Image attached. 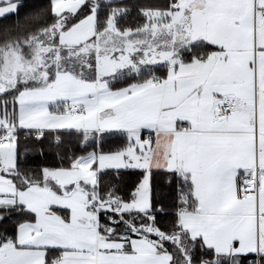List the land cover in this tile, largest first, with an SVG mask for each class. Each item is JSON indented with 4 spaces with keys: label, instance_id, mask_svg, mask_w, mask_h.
Here are the masks:
<instances>
[{
    "label": "snow or ice",
    "instance_id": "obj_1",
    "mask_svg": "<svg viewBox=\"0 0 264 264\" xmlns=\"http://www.w3.org/2000/svg\"><path fill=\"white\" fill-rule=\"evenodd\" d=\"M0 264H264V0H0Z\"/></svg>",
    "mask_w": 264,
    "mask_h": 264
}]
</instances>
